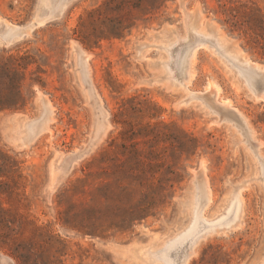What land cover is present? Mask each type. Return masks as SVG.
Instances as JSON below:
<instances>
[{
    "label": "rangeland",
    "instance_id": "rangeland-1",
    "mask_svg": "<svg viewBox=\"0 0 264 264\" xmlns=\"http://www.w3.org/2000/svg\"><path fill=\"white\" fill-rule=\"evenodd\" d=\"M231 7L264 17V0H0V64L29 62L25 103L0 110V264H166L152 252L191 239L189 264H264V90L241 64L264 51Z\"/></svg>",
    "mask_w": 264,
    "mask_h": 264
},
{
    "label": "bare ground",
    "instance_id": "bare-ground-1",
    "mask_svg": "<svg viewBox=\"0 0 264 264\" xmlns=\"http://www.w3.org/2000/svg\"><path fill=\"white\" fill-rule=\"evenodd\" d=\"M191 27V26H190ZM189 29V28H188ZM14 32H16L13 28H10L8 31H7V34H6V36L7 35H9V34H11V33H14ZM196 31H194V33H195ZM192 33V32H191ZM196 33H198V32H196ZM200 34V33H199ZM191 35V34H190ZM202 36H204V35H193L192 36V42H194L195 40L194 39H196V41H197V44L196 45H198V44H201V43H203V42H206L207 40H206V38H204V37H202ZM206 36H208V35H206ZM208 38H209V36H208ZM213 38V36L211 37V38H209L210 40H213L212 39ZM215 38V37H214ZM186 39H187V37H186ZM208 39V40H209ZM12 40V39H11ZM184 40V39H183ZM194 40V41H193ZM186 42H188V41H186ZM214 42V41H213ZM217 42V41H216ZM215 42V43H216ZM175 43V42H174ZM179 43V42H178ZM177 43V44H178ZM196 43V42H195ZM195 43H193L194 44V47H195ZM208 43V42H207ZM212 43V42H211ZM191 43H186V51H185V53H184V55L183 56H181V55H179L178 56V59H179V61H177L176 63H173V64H176L177 66H182L183 68V71H181L180 72V74L181 75H183V78L181 77V79H179L177 76L178 75H175V74H177V71L175 72V69H176V67H175V69H173V65L171 66L172 68H171V70L173 71V73H174V75H175V78H177L178 80H181L182 82H184V83H186L187 82V79H188V77H189V75H190V70H191V64H192V57H193V50H194V47L192 48L191 46H193L192 44L190 45ZM175 45V44H174ZM174 48H176L175 46H173ZM215 47L217 48L218 46H216L215 45ZM179 48V47H178ZM220 49H221V47H220ZM219 49V50H220ZM217 50H218V48H217ZM173 51V50H172ZM219 52H221V51H219ZM223 53V52H222ZM169 54V53H168ZM171 54H172V52H171ZM224 54V53H223ZM222 54V55H223ZM226 54V53H225ZM178 55V54H177ZM229 55V54H228ZM227 56V55H226ZM230 56V55H229ZM228 56V57H229ZM170 57V56H169ZM171 57H172V55H171ZM227 57V58H228ZM231 57V56H230ZM233 58V57H232ZM172 59H173V57H172ZM226 59V58H225ZM227 60V59H226ZM229 60V59H228ZM234 60V59H233ZM236 60V59H235ZM238 60V59H237ZM231 62V61H230ZM229 62V63H230ZM171 63V62H170ZM232 63V62H231ZM237 63V62H236ZM167 64H168V62H167ZM241 64L243 65V67H246L247 69H249V70H251L254 74H256L257 76H258V78L257 79H255V78H250L249 80H250V83H251V86L253 85V86H255V87H257V83H260L261 85H262V88H263V90H264V68L262 67V66H264L263 64H260V63H256V61H253V60H250V59H248L247 57L246 58H242L241 59ZM240 64V65H241ZM260 64V65H259ZM171 65V64H170ZM262 65V66H261ZM165 67H167V65L165 66ZM168 69H170V67L168 68ZM168 72V71H167ZM169 74H172V73H169ZM246 82V81H245ZM211 83V82H210ZM212 84V83H211ZM210 84V85H211ZM214 85H216L217 86V84L215 83ZM209 87V86H208ZM214 87V86H213ZM217 88H220L219 86L217 87ZM250 88H252V87H250ZM209 89H210V87H209ZM253 89H254V87H253ZM217 90V89H216ZM255 90H256V88H255ZM217 92H219V91H217ZM194 93V92H193ZM219 93H221V92H219ZM219 93H216V96L218 97V94ZM214 94V93H213ZM215 95V94H214ZM259 95V94H258ZM261 95V94H260ZM200 96H198V98H199ZM221 97V96H220ZM197 98V99H198ZM214 98V97H213ZM261 98V97H260ZM202 99H204V97L202 98ZM217 99V101L218 100H220L219 99V97L218 98H216ZM262 99V98H261ZM227 100V99H226ZM205 101V100H204ZM207 101V104H209L208 103V100H206ZM230 101V100H229ZM228 100L227 101H220L223 105H225V106H228V108H229V106L230 107H232V104L229 102ZM45 102V101H44ZM203 102V101H202ZM216 103V102H215ZM218 104V103H217ZM222 104L220 105V106H222ZM49 105H50V108H49V110H47V112L49 111L50 112V114L48 115V116H50V117H48L47 116V118H48V121H50L51 120V114H52V104H51V102H49ZM49 105H48V107H49ZM210 105V104H209ZM211 106V105H210ZM224 106V107H225ZM211 107H213V106H211ZM214 108V107H213ZM215 109H217V108H215ZM219 110V109H218ZM229 110H230V108H229ZM231 110H234L235 111V113L238 115V117H239V119H240V122L242 123V124H244V127L245 128H248L246 125H248V122H247V118L244 116V114L239 110V109H237V108H231ZM221 111V110H220ZM47 112H45V113H47ZM48 112V113H49ZM45 113H44V115H45ZM44 115H43V117H44ZM224 115V114H223ZM227 115V114H226ZM45 118V117H44ZM46 119V118H45ZM227 121V120H226ZM239 122V123H240ZM39 123V122H38ZM239 123H237V124H239ZM41 125V124H40ZM44 126V125H43ZM240 126V125H239ZM241 126H243V125H241ZM249 126V125H248ZM40 127V126H39ZM46 128V127H45ZM44 128V129H45ZM44 129H41L38 133H40V132H42ZM244 129V128H243ZM247 130V129H246ZM37 131V130H36ZM247 134V133H246ZM250 138V137H249ZM23 139H24V141H23V143L25 144V143H28L30 140H32L33 138H29V137H26V136H24L23 137ZM251 140V139H250ZM250 140H249V142H250ZM254 142V141H253ZM255 143V142H254ZM258 144V143H257ZM258 146V145H257ZM257 146H256V148H257ZM252 147V146H251ZM262 162V161H261ZM264 164V163H263ZM263 164H262V166H263ZM201 168V167H200ZM199 168V169H200ZM263 168V167H262ZM263 173H264V170H263ZM206 175V174H205ZM203 176V175H202ZM203 178V177H202ZM203 182H204V184H203ZM203 182H201L202 184H200V185H204V190L201 192V194H198V195H200V199L198 198V201L199 202H201V203H204V202H210L212 199H213V191H212V189H211V185H210V183H209V181H208V179L206 178L205 180L203 179ZM196 187V186H195ZM200 187V186H199ZM197 189H195V191H196ZM202 190V189H201ZM241 190V189H240ZM239 191H237V193H238ZM196 193V192H195ZM243 193V192H242ZM236 194V193H235ZM234 197H235V195H234ZM195 198H196V202H197V197L195 196ZM243 201H244V198H243V195L241 194V192H239L238 193V195H236V199L234 198V200H231V202H230V204H229V207H230V209L232 208V206H235L234 207V209L236 210L235 212L236 213H240V208H241V206H242V203H243ZM196 206V205H195ZM204 206V205H203ZM195 208V207H194ZM203 208V207H202ZM198 209H199V207H198ZM231 211V210H230ZM196 212H197V210H196ZM196 212H195V215H196ZM235 213V214H236ZM227 214V213H226ZM198 215H200V213L199 214H197V216ZM194 216V215H193ZM203 216V215H202ZM234 217H236L235 215H234ZM237 217H239V215H237ZM202 218L203 217H201V220H202ZM193 219V218H192ZM196 219L198 220L199 218L198 217H196ZM195 219V220H196ZM218 219V218H217ZM197 220H196V222H197ZM205 220V219H204ZM234 220H236V219H234ZM237 220H238V218H237ZM199 222V221H198ZM235 222V221H234ZM200 223L202 224V221H200ZM217 223V222H216ZM198 224V223H197ZM214 224H215V222H214ZM233 224H235V223H233ZM232 224V225H233ZM194 225V224H193ZM196 225V224H195ZM203 225V224H202ZM220 225H222V224H220ZM230 225V224H229ZM198 226V225H197ZM196 226V227H197ZM201 226V225H200ZM228 226V225H227ZM194 227V226H193ZM219 228H220V226H218ZM218 227H215V229L216 228H218ZM225 227V226H224ZM199 228V227H198ZM204 228V227H203ZM212 228V227H211ZM195 229V228H194ZM201 229H202V226H201ZM206 230H207V228H205ZM213 229V228H212ZM189 230H191V234H192V229H189ZM196 230H199L200 231V229H197L196 228ZM196 230H194L193 232H195ZM203 231H205V230H203ZM198 232V231H197ZM200 233V232H199ZM202 233V232H201ZM209 233V232H208ZM194 234V233H193ZM185 235H187V234H185ZM189 235V234H188ZM197 235H198V233H197ZM204 235H205V233H204ZM190 236V235H189ZM192 237H194V236H191V238ZM196 237H198V236H196ZM189 238V237H188ZM195 238V237H194ZM182 239H185L186 240V237H183ZM176 240V239H175ZM191 240H195L192 244H190V243H184V244H179L178 242H174L171 246H170V248H176V250L174 251V250H172L171 249V251L172 252H169L170 250L166 247V249L164 250V248H163V250H164V252H159V253H156V252H152V254H151V256H152V258L153 257H156V258H163V263H164V260L167 262L166 264H189V259H190V257L192 256V254H194L193 252H194V246H195V244L197 243V239H191ZM173 241V240H172ZM181 241H183V240H181ZM184 242V241H183ZM182 243V242H181ZM169 250L168 252L166 251V250ZM161 251V250H160ZM161 253V254H160ZM142 258H145V257H142Z\"/></svg>",
    "mask_w": 264,
    "mask_h": 264
},
{
    "label": "trees",
    "instance_id": "trees-1",
    "mask_svg": "<svg viewBox=\"0 0 264 264\" xmlns=\"http://www.w3.org/2000/svg\"><path fill=\"white\" fill-rule=\"evenodd\" d=\"M227 22L231 24L232 27L236 28H244V31L253 29V33L251 34V38L249 42H251L252 47H260L264 51V17H258L252 20L241 19L238 14V11L235 7L230 8V16L227 18ZM262 51V52H263ZM27 58L25 55H21L19 57H13L12 66L0 64V73L5 74L9 78L8 81L5 82V90H7L6 97L0 96V110L6 108H17L20 105L21 101H24L22 93V79L17 78V74L19 73V67L27 68L29 62L23 65L21 60ZM12 74V75H11Z\"/></svg>",
    "mask_w": 264,
    "mask_h": 264
},
{
    "label": "water",
    "instance_id": "water-1",
    "mask_svg": "<svg viewBox=\"0 0 264 264\" xmlns=\"http://www.w3.org/2000/svg\"><path fill=\"white\" fill-rule=\"evenodd\" d=\"M34 25H36V22L30 24L29 27H32V26H34ZM22 34H23V30L20 28L19 31H16V32H14V33H11V34H9V35H7V36H3V35H2V36H3V38H5V39H7L8 41H10L11 39L16 38V37H18V36H20V35H22Z\"/></svg>",
    "mask_w": 264,
    "mask_h": 264
}]
</instances>
